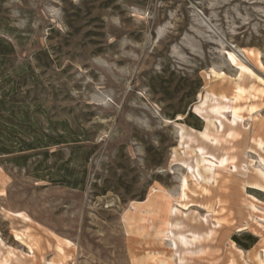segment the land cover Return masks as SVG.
Segmentation results:
<instances>
[{"label": "rangeland", "instance_id": "1", "mask_svg": "<svg viewBox=\"0 0 264 264\" xmlns=\"http://www.w3.org/2000/svg\"><path fill=\"white\" fill-rule=\"evenodd\" d=\"M0 36L36 120L0 264H264V0H0ZM50 123L83 142L17 152Z\"/></svg>", "mask_w": 264, "mask_h": 264}, {"label": "trees", "instance_id": "2", "mask_svg": "<svg viewBox=\"0 0 264 264\" xmlns=\"http://www.w3.org/2000/svg\"><path fill=\"white\" fill-rule=\"evenodd\" d=\"M15 61V48L11 41L0 36V85L5 81V83L10 82L12 76L9 74H17L18 69H13L11 67L12 63ZM184 115L185 112L183 111ZM192 113H186V118L192 117ZM195 116V115H194ZM196 117V116H195ZM198 118V117H196ZM26 122L35 125L36 120L28 113V108L24 105L22 99H20L19 93L11 86L8 88H3L0 86V155H11L14 151L11 150L10 144H7L9 137L11 135L19 134L21 136H27V134L22 130ZM50 128H48L49 133L42 137L38 135H32L31 140L24 142L23 150H18V153L33 150H43L44 156H55L60 154L61 150L49 153L48 151L52 147H59L63 144H78L83 141L76 140L73 138L65 139L69 135L70 131L66 126V123H58L63 129V135H53V127L50 123ZM13 160V159H11ZM250 240V245L255 244V240L252 237H248Z\"/></svg>", "mask_w": 264, "mask_h": 264}, {"label": "bare ground", "instance_id": "3", "mask_svg": "<svg viewBox=\"0 0 264 264\" xmlns=\"http://www.w3.org/2000/svg\"><path fill=\"white\" fill-rule=\"evenodd\" d=\"M233 51V50H232ZM237 52H239V53H241L242 54V50H238ZM249 54H251V52L249 51L248 52ZM239 55V54H238ZM228 56H229V59L233 62V61H235V57H234V55L233 54H231V53H229L228 54ZM212 74H215L214 72H211ZM209 76V75H208ZM215 97V96H214ZM218 97H220V96H218ZM222 97V96H221ZM198 99H200V96H199V98ZM198 101V100H197ZM178 118H181V117H179L178 116ZM191 130V129H190ZM182 132V131H181ZM180 132V133H181ZM200 133V132H199ZM184 134V133H183ZM185 135V134H184ZM185 137V136H184ZM184 137H182V138H184ZM187 138V137H186ZM192 140V139H191ZM191 143H193V142H191ZM189 148H190V146H189ZM193 150V149H192ZM199 163H200V161H199ZM191 169V168H190ZM197 170V169H196ZM199 173V172H198ZM200 174V173H199ZM201 175V174H200ZM203 175V174H202ZM202 177V176H201ZM181 187L182 188H184L185 187V183H184V181H183V183H182V185H181ZM18 217V216H17ZM23 232V231H22ZM60 251H61V249H60Z\"/></svg>", "mask_w": 264, "mask_h": 264}, {"label": "water", "instance_id": "4", "mask_svg": "<svg viewBox=\"0 0 264 264\" xmlns=\"http://www.w3.org/2000/svg\"><path fill=\"white\" fill-rule=\"evenodd\" d=\"M193 115H195L193 112H191ZM196 116V115H195ZM197 117V116H196Z\"/></svg>", "mask_w": 264, "mask_h": 264}]
</instances>
